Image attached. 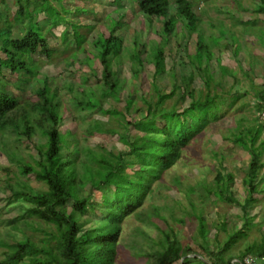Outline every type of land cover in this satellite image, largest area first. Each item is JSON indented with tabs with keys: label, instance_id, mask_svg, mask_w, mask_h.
<instances>
[{
	"label": "trees",
	"instance_id": "obj_1",
	"mask_svg": "<svg viewBox=\"0 0 264 264\" xmlns=\"http://www.w3.org/2000/svg\"><path fill=\"white\" fill-rule=\"evenodd\" d=\"M135 1L149 21L156 19L161 22V40L153 41L146 50L148 54L145 60L153 64L151 86L154 98L141 96L145 103V115L133 121L127 119L122 110L107 106L109 99L113 98L125 102L126 111L130 112L135 99L132 93L123 97L127 85L123 76V40L113 32L94 41V45L100 47L96 54L101 63L102 77L101 83L97 84L98 89L81 88V93L75 95L76 105L80 109L121 115L126 120L127 129L135 131L132 138L128 134L122 136L126 150L114 152L103 145L96 148L80 145L76 133L59 125L64 118L60 110L61 100L46 79L40 87L30 92L29 96L33 98L29 100L19 101L0 91V150H5L12 161L18 162L21 174H32L47 186L39 190L7 183L5 186L10 189L11 198L30 203L22 214L9 219V223L20 229V221L36 218L50 227L46 231V238L38 241L27 235L13 243L0 238V246L6 247L0 264H116L125 219L135 216L140 221L153 222L152 214H159V206L150 203L148 208H144L146 198L158 188L169 186V183L162 181L164 174L183 157L189 143L211 121L219 118V95L212 94L210 82L213 74L208 67L214 56L215 43L212 45L200 28V19L192 1ZM36 2L40 6L31 11V0H16L18 9L15 19L25 24L24 35L16 37L13 36V24L1 6L5 0H0V53L3 55L0 56V68L11 72L21 69L27 75L26 81L39 73L37 66L29 64L28 58L38 51L48 56L53 52L37 15L44 12L53 26L62 23L60 11L49 0ZM172 3L175 10H172ZM256 11L264 12V0H261ZM180 26L181 30L184 28L189 34H196V52L188 53V56L193 63H197L205 77L207 92L201 96H196L192 86L193 73L182 74L181 83L174 80L168 92L157 82V75L167 70L165 45ZM77 34L78 31L75 32ZM81 40L76 44H82L84 40ZM142 52L135 44L130 55L131 70L134 77L146 81ZM235 52L239 54L238 46H235ZM91 61L93 59L87 56L84 58L86 65ZM204 62L206 65L203 67ZM220 67L223 73H234L224 65ZM171 74L174 75V71ZM1 83L4 84L0 79ZM177 94L183 101L190 97L188 105L180 110L176 106L167 107L166 101ZM256 96L259 98L256 107L261 111L264 109V90H258ZM234 98L236 101L239 97L234 94ZM103 123L92 118L85 120L81 126L87 136L117 132ZM262 131V125L257 123L232 134L233 142L249 154L242 179L245 196L241 199L235 195L232 190L234 173L229 171L224 174L222 168L216 170L214 186L207 189L217 199L235 203L240 208L244 217L243 226L233 230L222 244L211 250L206 219L201 210L197 212L196 204L191 199L198 232L204 241L198 245L200 250L183 244L171 227L168 230L160 229L161 236L155 240L156 247L147 252L150 264H248V256L257 262L264 260V237L248 244L239 254L226 253L241 236L247 234L246 229L254 223L249 209L258 200L260 189L257 179L264 167V139H260ZM34 136H38L37 141H34ZM68 137H73L74 142L71 143ZM22 142L32 144L37 155H29L30 160L19 155ZM84 189H88L89 193L84 194ZM195 191V186L191 185V193ZM95 196L100 202L99 206H95ZM89 208L98 209L101 216L86 227L83 221ZM221 227H226L225 217ZM217 233L214 237L216 241ZM202 258L207 261L204 262Z\"/></svg>",
	"mask_w": 264,
	"mask_h": 264
},
{
	"label": "rangeland",
	"instance_id": "obj_2",
	"mask_svg": "<svg viewBox=\"0 0 264 264\" xmlns=\"http://www.w3.org/2000/svg\"><path fill=\"white\" fill-rule=\"evenodd\" d=\"M49 1L60 11L62 23L53 26L44 12L39 13L37 18L53 49L51 56L38 51L28 58L29 64L37 66L39 71L28 81H26L27 75L21 69L11 72L4 67L0 68V79L4 82L0 85V91L14 96L19 101L29 100L33 98L29 96L30 92L40 87L46 79L50 88L61 100L60 110L64 118L59 125L68 127L76 133L80 145L95 148L103 145L114 152L126 150L127 146L123 143L122 136L128 134L132 138L135 134L132 128L127 129L126 120L121 115L80 109L76 105L75 95L81 93L79 91L81 88L93 91L98 89L97 84L101 83L102 77L101 63L96 54L100 51V47L95 46L94 41L98 37L103 39L106 34L113 32L123 40V76L127 83L123 97L132 93L135 99L130 112L126 111L125 102L113 98L109 99L110 104L107 106L110 109L122 110L129 120L136 121L143 117L145 103L141 96L154 98L151 86L153 64L145 60L148 54L146 50H149L153 41L161 40L159 36L161 22L156 19L149 21L148 17L140 12L135 0ZM191 1L193 9L199 16L200 28L211 40V44L215 43L214 56L208 67L213 74L210 82L212 94L219 95L220 116L217 120L211 121L189 143L183 157L164 174L162 181L169 183V186L158 188L146 198L144 208H148L147 205L150 203L159 206V214H152L153 222L140 221L135 216L125 219L118 243L119 254L116 264H150L147 252L156 247L155 240L161 236L160 229L168 230L170 227L183 244H189L199 251L198 245L204 241L198 232V222L191 208V199L196 204L197 212L201 210L206 219L209 228L207 240L211 250L222 244L233 230L243 226L244 217L240 208L235 203L217 199L213 194L208 193L207 189L214 186L216 170L222 168L224 174L229 171L234 173L232 190L242 199L245 196L242 179L248 166L249 154L233 142L232 134L258 123L263 127L260 139H264V109L260 111L256 107L259 101L256 92L264 90V12L256 11L261 0ZM1 6L8 20L13 24V36L24 35L25 24L15 19L18 9L16 0H5V4ZM38 6L40 5L36 0H31V11ZM172 10H175L174 3ZM76 31L79 33L77 36ZM65 33L66 37H64ZM81 39L84 40L82 44H76ZM195 40V32L189 34L186 29L181 30L180 26L178 32L165 45L167 70L157 75V82L166 92L169 91L174 80L181 83V75L191 73L194 74L192 86L196 96L207 92L203 71L188 56V53L196 52ZM135 44L143 50L146 81L134 77L131 70L130 55ZM235 46H238L239 54H236ZM0 56H3L2 53ZM86 56L93 59L89 65L84 64ZM205 65L204 62L202 66ZM220 65L228 67L234 73H223ZM172 71L174 75L171 74ZM234 94L239 97L236 101ZM189 102L190 97L183 101L177 94L168 99L165 105L176 106L180 110ZM92 118L103 121L104 126L114 128L117 132L111 135L87 136L81 125L85 120ZM37 140L38 136H34V141ZM68 140L74 142L73 137H68ZM19 151V155H24L29 160V155H37L33 145L28 142H22ZM7 155L10 154L0 150V238L7 239L9 243L25 235L37 241L42 240L46 238V231L50 229L44 222L36 218H28V221H20V229L14 228L9 223V219L22 214L30 203L11 198L10 189L5 185L7 183L27 185L39 190H44L47 186L32 174H21L18 162L12 161ZM262 158L264 160V153ZM257 182L260 189L257 194L258 200L249 209V215L254 216V223L246 229L247 234L241 236L226 253L239 254L248 244L264 237V167L260 170ZM191 185L196 188L193 193H191ZM83 193L88 194L89 190L84 189ZM96 197H94L95 206H99L100 202ZM69 204L72 205V201ZM100 216L98 209L89 208L83 222L87 227V224ZM224 217L225 228L221 227ZM216 232H218L217 241L214 239ZM4 250L6 247L0 246V259L4 256Z\"/></svg>",
	"mask_w": 264,
	"mask_h": 264
},
{
	"label": "built area",
	"instance_id": "obj_3",
	"mask_svg": "<svg viewBox=\"0 0 264 264\" xmlns=\"http://www.w3.org/2000/svg\"><path fill=\"white\" fill-rule=\"evenodd\" d=\"M246 262L248 264H264V260L263 261H254L251 257H247L246 258Z\"/></svg>",
	"mask_w": 264,
	"mask_h": 264
},
{
	"label": "water",
	"instance_id": "obj_4",
	"mask_svg": "<svg viewBox=\"0 0 264 264\" xmlns=\"http://www.w3.org/2000/svg\"><path fill=\"white\" fill-rule=\"evenodd\" d=\"M191 255L196 256L197 254H191ZM199 257H201V256H199ZM202 259H203L204 261H206L205 258H202Z\"/></svg>",
	"mask_w": 264,
	"mask_h": 264
}]
</instances>
